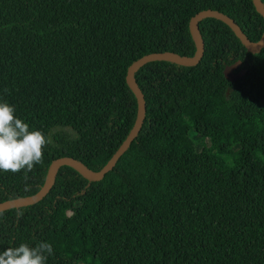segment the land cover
<instances>
[{
  "label": "trees",
  "instance_id": "trees-1",
  "mask_svg": "<svg viewBox=\"0 0 264 264\" xmlns=\"http://www.w3.org/2000/svg\"><path fill=\"white\" fill-rule=\"evenodd\" d=\"M205 9L262 35L251 0H0V101L51 140L31 171H0V202L39 190L59 157L100 169L135 118L127 68L192 56L188 22ZM197 27V63L134 72L144 117L113 167L90 181L62 165L40 200L1 210L0 252L47 242L46 264H264V45L246 50L213 17ZM236 60L242 75L226 79Z\"/></svg>",
  "mask_w": 264,
  "mask_h": 264
},
{
  "label": "water",
  "instance_id": "water-1",
  "mask_svg": "<svg viewBox=\"0 0 264 264\" xmlns=\"http://www.w3.org/2000/svg\"><path fill=\"white\" fill-rule=\"evenodd\" d=\"M251 1L255 7V10L264 19V7L261 1L260 0H251ZM205 17H213L224 22L232 30L234 35L240 40V42L243 44L245 49L250 52H258L261 49V47H263L264 45V30L262 32L261 37L257 41H250L243 34V32L240 30L237 24L227 15L211 9L198 11L197 13L191 16L188 22V28L195 44V51L192 56H180L178 54L172 52H165V51L152 52L139 57L133 63H131L130 66L127 68L125 74V81L136 98V104H137L136 114L133 124L131 125L125 138L116 148L113 154L110 156L108 161L100 169H98L97 171H93L88 169L84 164H82L80 161L76 159L70 157H59L50 163L44 183L42 184L39 190H37L35 193L31 195L16 197L0 202V211L12 207H19L23 205L32 204L40 200L49 191L50 187L53 184L55 174L58 168L62 165H69L73 167L81 175H83L86 179L90 181L101 179L103 175L113 167L116 160L125 151V149L128 147L130 142L134 139L140 128L142 119L144 117V112H145L144 99L140 89L138 88L136 82L134 81L133 78L134 72L143 64L153 60H168L181 65H194L195 63H197L203 52V41L198 31L197 22ZM239 65H240V61L236 60L230 65L225 66L223 68V76L229 80H235L239 78L242 75L243 70L240 69L237 72L234 71L239 67Z\"/></svg>",
  "mask_w": 264,
  "mask_h": 264
},
{
  "label": "clouds",
  "instance_id": "clouds-1",
  "mask_svg": "<svg viewBox=\"0 0 264 264\" xmlns=\"http://www.w3.org/2000/svg\"><path fill=\"white\" fill-rule=\"evenodd\" d=\"M15 111L7 101H0V171L13 174L43 163L44 147L51 143L42 131L30 130ZM45 253L53 254L50 243L40 242L35 247L21 243L0 252V264H46Z\"/></svg>",
  "mask_w": 264,
  "mask_h": 264
},
{
  "label": "rangeland",
  "instance_id": "rangeland-1",
  "mask_svg": "<svg viewBox=\"0 0 264 264\" xmlns=\"http://www.w3.org/2000/svg\"><path fill=\"white\" fill-rule=\"evenodd\" d=\"M240 113H241V116H243V115L245 114V111H244V110H241ZM170 135H171V136H174V132H173L172 130L170 131ZM191 155H192V158H193V159H197V157H198V155H197L196 153H194V152L191 153Z\"/></svg>",
  "mask_w": 264,
  "mask_h": 264
},
{
  "label": "flooded vegetation",
  "instance_id": "flooded-vegetation-1",
  "mask_svg": "<svg viewBox=\"0 0 264 264\" xmlns=\"http://www.w3.org/2000/svg\"><path fill=\"white\" fill-rule=\"evenodd\" d=\"M238 71V70H237ZM237 71H235V72H237Z\"/></svg>",
  "mask_w": 264,
  "mask_h": 264
}]
</instances>
